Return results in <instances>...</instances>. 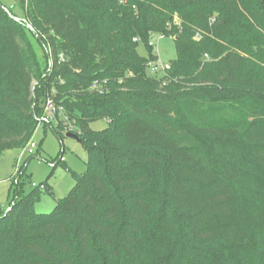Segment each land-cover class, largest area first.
Segmentation results:
<instances>
[{"label":"trees","instance_id":"1","mask_svg":"<svg viewBox=\"0 0 264 264\" xmlns=\"http://www.w3.org/2000/svg\"><path fill=\"white\" fill-rule=\"evenodd\" d=\"M18 1L24 18L0 2V156L53 95L88 160L50 212L39 186L0 205V264H264V0ZM155 33L177 49L157 75Z\"/></svg>","mask_w":264,"mask_h":264},{"label":"rangeland","instance_id":"2","mask_svg":"<svg viewBox=\"0 0 264 264\" xmlns=\"http://www.w3.org/2000/svg\"><path fill=\"white\" fill-rule=\"evenodd\" d=\"M18 17L26 16L25 10L18 0H0ZM179 21V18L176 17ZM26 32V37H29ZM34 42V40L32 39ZM154 50L158 59L163 63H171L177 58V49L173 37L155 33L153 38ZM138 52L148 55V47L140 42ZM41 58L43 52H37ZM27 56L31 54L28 50ZM43 122V123H42ZM108 126L107 119H98L91 123L95 130H102ZM63 132L62 139L57 136L52 127L46 126L44 121L38 125L33 140L38 144L35 154H30L25 147L7 150L0 156V205L4 208L10 206L15 195L20 191L27 194L44 181L52 186L53 193L39 189L40 198L35 203L38 212H50L59 198L65 197L75 183L74 172L83 174L86 171L88 152L83 143L75 137ZM74 133V132H72ZM27 146V145H26ZM31 157V158H30ZM64 157L65 160H60ZM58 162L54 168L53 164ZM24 169L22 177L19 170ZM18 179V182H17Z\"/></svg>","mask_w":264,"mask_h":264},{"label":"built area","instance_id":"3","mask_svg":"<svg viewBox=\"0 0 264 264\" xmlns=\"http://www.w3.org/2000/svg\"><path fill=\"white\" fill-rule=\"evenodd\" d=\"M161 37H164L163 34H161ZM154 34L151 35V41L150 43L154 45ZM171 67L170 63H163L159 59L152 60L149 62V73L153 75L162 74L166 72L167 69ZM100 86L99 81H96L91 86L93 89ZM41 121H51L56 124H59L62 122L65 125L67 132H75L76 131V125L74 122L69 118L67 115L65 108L56 101L55 97L53 95H48L43 103V113L41 116ZM38 147V144L33 140V138L29 141L25 149L28 150L30 154H34L36 148ZM61 160L64 161L65 158L61 157ZM41 189H45V184L38 185Z\"/></svg>","mask_w":264,"mask_h":264},{"label":"water","instance_id":"4","mask_svg":"<svg viewBox=\"0 0 264 264\" xmlns=\"http://www.w3.org/2000/svg\"><path fill=\"white\" fill-rule=\"evenodd\" d=\"M67 134H68V136L75 137L76 139L79 140L78 135H76V134H74V133H71V132H68Z\"/></svg>","mask_w":264,"mask_h":264},{"label":"crops","instance_id":"5","mask_svg":"<svg viewBox=\"0 0 264 264\" xmlns=\"http://www.w3.org/2000/svg\"><path fill=\"white\" fill-rule=\"evenodd\" d=\"M49 184V183H48ZM49 186H51L50 184H49ZM52 187V186H51Z\"/></svg>","mask_w":264,"mask_h":264}]
</instances>
